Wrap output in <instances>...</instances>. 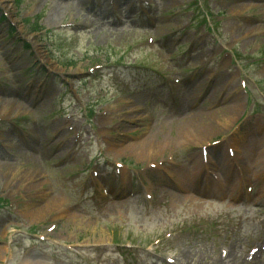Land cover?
<instances>
[{
	"label": "rangeland",
	"instance_id": "1",
	"mask_svg": "<svg viewBox=\"0 0 264 264\" xmlns=\"http://www.w3.org/2000/svg\"><path fill=\"white\" fill-rule=\"evenodd\" d=\"M109 1L0 0V264H212L227 229L242 255L264 217V0ZM203 219L225 230L187 231Z\"/></svg>",
	"mask_w": 264,
	"mask_h": 264
},
{
	"label": "bare ground",
	"instance_id": "2",
	"mask_svg": "<svg viewBox=\"0 0 264 264\" xmlns=\"http://www.w3.org/2000/svg\"><path fill=\"white\" fill-rule=\"evenodd\" d=\"M129 5L132 4L131 2L128 3ZM58 7L60 8V5H59V2H58ZM231 102V101H230ZM0 116H1V112H5L8 110V106L10 104V102H1L0 101ZM237 103V100L236 101H232L231 102V105L229 107V111L227 114L223 115V119L226 121V122H230L231 119L237 115L238 113H240L241 111V104H236ZM17 108H19V106H15L13 107L14 110L11 109L12 112H14L15 110L17 111ZM184 111V108L181 109ZM134 112V110H133ZM139 111L136 110V113H138ZM4 115V114H2ZM141 115V114H140ZM135 116H138L137 115H134L133 117ZM213 123V124H212ZM216 124V123H215ZM214 124V122H211L209 124L206 125L207 129L208 130H205V132L207 133H210L209 129L211 128H215L216 131H219L218 127ZM215 131V132H216ZM195 136V135H192V137ZM197 137H199L198 135H196ZM149 144L146 145V143L143 142H140V143H137V144H129V146L127 147L129 150H131L132 153H136L138 156L140 155H147L150 151V148H149ZM260 154L264 156V148L262 149V151H260ZM203 157V155H202ZM197 162V160H196ZM194 161V164L196 163ZM258 164H260V166H263L264 165V160L258 162ZM197 167V166H196ZM194 169V168H193ZM15 173V172H14ZM12 174V173H11ZM24 174V175H23ZM21 175V178L20 176H17V183L18 185H23L25 186V184H28L29 182H31L32 180H36L38 179V176H36V172H28V171H25ZM13 174L11 176H9L8 178H6V182H8L7 184H12L15 182V179L14 177H12ZM39 185V184H37ZM37 185L35 186L34 184H29L28 187L31 188V187H34L36 188ZM41 197H45V194L44 193H40ZM58 208V204H56L55 202L54 203H47L46 205H44L43 207H38V208H34L32 211H31V215H33V217L35 218H39V217H42L46 212H49V211H53L55 210V208ZM9 251V249L7 248H0V254H2V252H4L5 254ZM235 253H234V250H233V247L229 250L228 254H226V256L223 258V257H220V258H217L216 262L217 264H228L229 263V258L234 256ZM191 255L190 254H187V258L190 257ZM1 259L3 260L4 258L1 257ZM18 264H38L37 263V260L33 257H31L30 254H26L24 257H22V259L19 261Z\"/></svg>",
	"mask_w": 264,
	"mask_h": 264
},
{
	"label": "trees",
	"instance_id": "3",
	"mask_svg": "<svg viewBox=\"0 0 264 264\" xmlns=\"http://www.w3.org/2000/svg\"><path fill=\"white\" fill-rule=\"evenodd\" d=\"M73 64V63H72Z\"/></svg>",
	"mask_w": 264,
	"mask_h": 264
}]
</instances>
